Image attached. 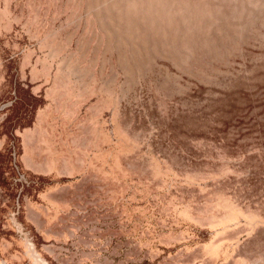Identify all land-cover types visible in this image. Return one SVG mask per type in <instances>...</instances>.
I'll return each mask as SVG.
<instances>
[{
  "label": "rangeland",
  "instance_id": "rangeland-1",
  "mask_svg": "<svg viewBox=\"0 0 264 264\" xmlns=\"http://www.w3.org/2000/svg\"><path fill=\"white\" fill-rule=\"evenodd\" d=\"M0 264H264V0H0Z\"/></svg>",
  "mask_w": 264,
  "mask_h": 264
}]
</instances>
